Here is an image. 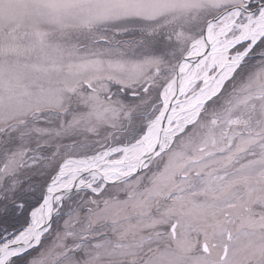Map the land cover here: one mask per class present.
Here are the masks:
<instances>
[{
    "label": "snow or ice",
    "instance_id": "1",
    "mask_svg": "<svg viewBox=\"0 0 264 264\" xmlns=\"http://www.w3.org/2000/svg\"><path fill=\"white\" fill-rule=\"evenodd\" d=\"M0 264H264V0H0Z\"/></svg>",
    "mask_w": 264,
    "mask_h": 264
}]
</instances>
